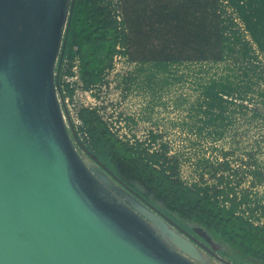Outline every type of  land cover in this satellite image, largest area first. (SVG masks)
Here are the masks:
<instances>
[{"label":"trees","instance_id":"16d2710c","mask_svg":"<svg viewBox=\"0 0 264 264\" xmlns=\"http://www.w3.org/2000/svg\"><path fill=\"white\" fill-rule=\"evenodd\" d=\"M116 4L118 9L112 0H74L62 62L78 58L84 89L102 82L116 54L128 63L160 70L227 63L236 66L238 74L199 84L203 124L214 139L225 135L230 104L239 101L243 108L252 94L264 107V0H117ZM236 18L243 32L236 28ZM64 88L71 96L73 90L67 84ZM250 110V119L264 121L263 108ZM77 118L89 152L165 216L185 229L188 223L202 227L211 239L229 247L231 254L222 255L235 264H264V205L248 190L264 182V154L256 155L259 142L237 159L225 151L214 161L204 159L203 173L188 184L166 150L151 149L157 135H151L145 146L128 143L110 131L96 109L81 108ZM231 160H238L237 167ZM245 180L248 188L242 187Z\"/></svg>","mask_w":264,"mask_h":264},{"label":"water","instance_id":"95a60500","mask_svg":"<svg viewBox=\"0 0 264 264\" xmlns=\"http://www.w3.org/2000/svg\"><path fill=\"white\" fill-rule=\"evenodd\" d=\"M73 5L0 0V264H235L82 143L59 88Z\"/></svg>","mask_w":264,"mask_h":264},{"label":"rangeland","instance_id":"374dc122","mask_svg":"<svg viewBox=\"0 0 264 264\" xmlns=\"http://www.w3.org/2000/svg\"><path fill=\"white\" fill-rule=\"evenodd\" d=\"M116 3L117 0H112L114 9H118ZM235 22L236 28L243 32L237 18ZM244 35L248 39V35ZM74 64V61L71 63L67 59L63 60L61 75H73ZM227 73L236 75L238 70L236 66L227 63L183 64L160 70L147 64L128 63L125 57L116 54L111 67L103 74L102 82L92 88L90 96L82 91H77V94L73 91L69 95L71 99L66 106L67 112L72 118L78 119L77 112L83 104L92 103L110 131L128 143L139 141L145 146L151 141V135H157L151 149L159 152L166 150L167 156L178 163L181 179L190 184L197 181L203 173L204 159L214 161L224 151L230 153L231 159H237L245 156V151L254 147L256 142L260 143L256 155L264 154V121L250 119L252 107L257 106L264 111L256 95L251 94L252 99L243 103L247 107H239V101L229 105L230 123L226 126L223 138L215 140L214 135L209 133L210 129L203 124L202 108L198 105L199 84ZM231 161L233 167H237L238 160ZM248 181L245 180L242 187L248 188ZM124 183L127 185V182ZM135 187L144 191L138 185ZM248 190L252 191V198L256 193L259 203L264 205V182L255 189L249 187ZM261 223L264 227V220ZM187 225L188 229L182 228L223 258L233 262L222 255L231 254L227 245L202 237L201 232L206 234L202 227L193 223ZM197 249V254L201 255L203 261L189 258L194 263L224 264L201 248ZM176 250L188 257L179 249Z\"/></svg>","mask_w":264,"mask_h":264},{"label":"built area","instance_id":"2783aa9c","mask_svg":"<svg viewBox=\"0 0 264 264\" xmlns=\"http://www.w3.org/2000/svg\"><path fill=\"white\" fill-rule=\"evenodd\" d=\"M74 62H75V64H74V69H73V75H71L70 77L63 76V79H62L63 90L61 91V89H60V93H61V96L63 97V101H64V104H65L66 110H67L66 106H67V104H68V102L70 101L71 98H70L69 95H66V89L64 88L65 84H67L68 87L70 89H72L76 94H77V91H82L83 93H86V94H88V96H90V93L92 91V90L85 91L86 89L83 88V83H82V80L80 78V72H79V60H78L77 57L74 59ZM59 88H60V86H59ZM63 94H64V96H63ZM82 108L94 109V105H92V103L86 102V103L83 104ZM68 115L70 116L69 113H68ZM70 118H71V120H72V122L74 124V127H75V129L77 131V134L79 135V138L81 139L80 134L78 132V127L81 124V121L79 119L72 118L71 116H70ZM63 119H64L65 123L67 124L66 117H65L64 113H63Z\"/></svg>","mask_w":264,"mask_h":264},{"label":"bare ground","instance_id":"6f19581e","mask_svg":"<svg viewBox=\"0 0 264 264\" xmlns=\"http://www.w3.org/2000/svg\"><path fill=\"white\" fill-rule=\"evenodd\" d=\"M155 228L159 231V229H158L157 227H155ZM159 232H160V231H159ZM163 236L165 237V239H167V237H166L165 234H163ZM192 254H194V255H196V256H192V257H190V258H192V259L195 258V260H197V261H201V262L203 261L201 255H198L196 252H193Z\"/></svg>","mask_w":264,"mask_h":264},{"label":"flooded vegetation","instance_id":"af4514ba","mask_svg":"<svg viewBox=\"0 0 264 264\" xmlns=\"http://www.w3.org/2000/svg\"><path fill=\"white\" fill-rule=\"evenodd\" d=\"M186 231H187V230H186ZM189 233H190V232H189ZM190 234H191V233H190ZM206 234H207V233H206ZM206 234L203 233V232H201L200 235H201L202 237H205V239H209V238H210L209 235H208V234L206 235ZM193 236H194V235H193ZM194 237H195V236H194ZM208 237H209V238H208ZM195 238H197V237H195ZM197 239H198V238H197ZM198 240H199V239H198ZM199 241H200V240H199ZM200 242H201V241H200Z\"/></svg>","mask_w":264,"mask_h":264}]
</instances>
